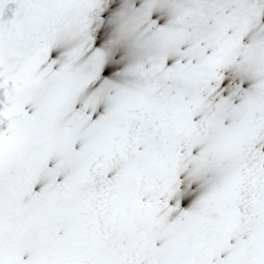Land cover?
I'll use <instances>...</instances> for the list:
<instances>
[{
  "label": "snow or ice",
  "instance_id": "1",
  "mask_svg": "<svg viewBox=\"0 0 264 264\" xmlns=\"http://www.w3.org/2000/svg\"><path fill=\"white\" fill-rule=\"evenodd\" d=\"M0 264H264V0H0Z\"/></svg>",
  "mask_w": 264,
  "mask_h": 264
}]
</instances>
